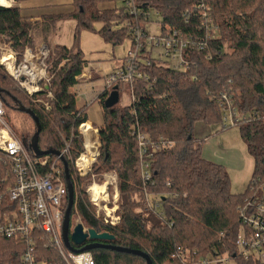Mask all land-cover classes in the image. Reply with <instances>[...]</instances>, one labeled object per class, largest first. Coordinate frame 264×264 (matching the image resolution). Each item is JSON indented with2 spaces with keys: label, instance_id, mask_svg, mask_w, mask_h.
Returning <instances> with one entry per match:
<instances>
[{
  "label": "trees",
  "instance_id": "1",
  "mask_svg": "<svg viewBox=\"0 0 264 264\" xmlns=\"http://www.w3.org/2000/svg\"><path fill=\"white\" fill-rule=\"evenodd\" d=\"M114 1L118 0H73L72 12L48 18L53 25L67 19L77 23L73 44L54 46L47 61H51L49 73L53 78L48 91L30 96L0 65V95L6 109L16 105L20 111L22 105L35 113L41 124L42 152L61 151L65 142H71L74 160L84 151L79 128L85 122L91 125L87 115L89 106L80 108L77 94L70 92L78 85V77L88 64L80 49V33L94 31V25L99 22L103 27L98 34L107 43L116 46L128 40L123 28L128 13L115 5L101 6ZM210 1L219 35L209 50L190 55L195 65L181 72L157 62L150 65L139 62L138 70L143 77L127 83L133 91L134 103L107 109L104 103L113 91L101 92L96 99L102 106L104 124L98 129L100 166H94L91 174L100 176L106 171H117L122 220L117 226L104 225L96 218L95 207L85 192L91 174L79 177L74 164L67 161L75 193L72 217L78 213L88 230L94 229L98 234L108 232L115 237L102 244L140 251L153 264H191L181 258L182 252H191L193 258L230 254L238 264H261L240 257L235 242L241 231L240 211L246 198L252 186L264 180V0ZM137 3L146 9L159 10L165 26L189 35L205 36L200 23L187 21L183 16L184 9L192 4L189 0H137ZM34 27L22 17L20 8L0 7V36L12 42L11 46L20 55L27 46L34 47L31 36ZM45 34L51 45V32ZM127 84L116 85L119 95ZM47 92L53 94V100L48 99ZM225 94L248 115L237 125L254 159V174L244 193H234L230 173L203 157L202 140L198 141L194 134L197 124H221L220 99ZM41 99L49 103L50 112L36 102ZM14 127L13 132L30 151L36 123L33 132ZM134 130L147 136L150 154L147 160L152 176L149 182H144L141 176L140 150ZM162 140L173 143L172 148L158 145ZM147 194L160 204L159 210L145 203ZM71 246L77 250L83 247L72 242ZM24 251L23 242L0 238V264H19ZM91 252L96 264H147L140 256L110 249Z\"/></svg>",
  "mask_w": 264,
  "mask_h": 264
},
{
  "label": "built area",
  "instance_id": "2",
  "mask_svg": "<svg viewBox=\"0 0 264 264\" xmlns=\"http://www.w3.org/2000/svg\"><path fill=\"white\" fill-rule=\"evenodd\" d=\"M192 4L186 7L183 16L187 21L200 23L201 29L205 30V36L189 35L179 31L170 25L163 24L159 10L141 7L137 0H118L113 5L123 8L129 15L123 28L129 35L130 48L123 58L122 66L113 70L111 74L104 76L102 92L113 91L118 83H132L143 76L138 70L139 62L150 65L157 62L175 71H187L195 63L190 60V55L211 48V43L218 38L219 30L211 16L213 7L210 0H189ZM15 0H0V7H15ZM153 13L157 19L152 17ZM154 24L159 25V33ZM3 56L0 57V65L18 86L31 96L48 91L52 77L49 73L47 60L50 50L47 46L39 48L27 46L25 52L20 55L11 45H6ZM220 53V52H219ZM210 58V57H209ZM88 78L86 73L78 77L79 81ZM132 91V90H131ZM48 99L53 100V94L47 92ZM51 111L48 102L36 101ZM221 125L223 129L237 126L248 118L240 111L230 95L225 94L220 99ZM134 103L133 91L132 101ZM134 112V111H133ZM7 109L0 95V238L19 240L24 243L25 251L19 264H96L93 253L72 252L64 244L62 236L63 220L69 203V193L65 179V168L62 162L70 161L74 164L79 177H85L92 171V166L100 156V134L98 128L92 123L91 127L98 134L97 155L86 172H82L77 164L84 151L77 159L71 156V142H65V146L57 156H43L37 158L33 151L25 147L22 140L13 132L7 123ZM88 122V121H87ZM138 148L140 150L141 176L149 182L152 178L149 148L147 136L138 132ZM161 147L172 148L173 143L160 142ZM157 145V146H158ZM105 192L99 193V200L94 201V192L87 189L90 202L96 207V218L107 226H117L121 218L116 216L118 206H115L118 197V178L106 176ZM109 187L115 191L113 196L114 208L107 206L110 194ZM145 203L152 209L159 210L160 204H150L151 196L146 195ZM104 203V207L102 206ZM103 210V212H102ZM113 212V213H112ZM102 215V216H101ZM241 231L235 242L237 253L245 259L264 264V180L252 186L251 192L246 198V204L240 211ZM88 229L85 228V231ZM54 251L55 254H51ZM181 258L186 262L195 264L196 260L191 252H182ZM205 258V257H204ZM233 260L230 254L221 255L211 260L205 259V264L226 263ZM200 260L198 259V263Z\"/></svg>",
  "mask_w": 264,
  "mask_h": 264
},
{
  "label": "crops",
  "instance_id": "3",
  "mask_svg": "<svg viewBox=\"0 0 264 264\" xmlns=\"http://www.w3.org/2000/svg\"><path fill=\"white\" fill-rule=\"evenodd\" d=\"M72 1L73 0H16L14 6L21 9L22 17L26 21L32 22L35 27H40L41 32L44 30V28L50 26L52 27L53 33L51 32L50 43L53 39V44H51V48L57 45L68 47L74 42L73 34L77 24L76 21L72 19L61 20L55 26L51 23V21H49L48 18L53 17V15H66L67 13L72 12ZM101 6L110 8L114 5L113 3H110L101 4ZM64 29H66L65 35H68V33L72 34L71 37H66L65 41ZM45 30L47 31V29ZM129 48L130 44L126 52L129 50ZM126 52L123 57H125ZM88 68H91V64ZM117 68L118 67H115L113 70ZM88 72H90L89 77L84 78V80L81 82L79 81L78 85L70 89V92L74 94L80 93L82 97L85 96L84 103L79 107L83 108L85 104L89 106L87 112L88 121H90L95 127L99 129L104 124V120L102 106L98 104L96 99L103 90L105 77H101L99 75V73L102 72V68L99 67L96 70L91 68V71ZM84 82H88L87 84H92L93 90L91 92L84 91L82 94L81 88H79L77 91H74V88L82 87ZM94 85L96 87H94ZM194 131L195 138L198 141L202 140L201 148L203 157L212 163L222 165L227 171H229L228 173H230L231 177L232 191L234 193H244L248 188L247 186L251 179L248 181V178H242L243 168L240 170L238 168H234L232 165V159L239 160L238 158H243L244 161V155L246 154V144L242 145V143L237 141L235 137L232 138L231 135H228L226 132L228 130L223 129L221 124H214L213 126H210L200 123L195 126Z\"/></svg>",
  "mask_w": 264,
  "mask_h": 264
},
{
  "label": "rangeland",
  "instance_id": "4",
  "mask_svg": "<svg viewBox=\"0 0 264 264\" xmlns=\"http://www.w3.org/2000/svg\"><path fill=\"white\" fill-rule=\"evenodd\" d=\"M72 3H73V1H72ZM73 10H74V8H73ZM152 17L154 19H157L154 13H153ZM58 22H60V21H58ZM30 23L33 25L32 22H30ZM56 24H55V26H56ZM72 26H73V24H72ZM102 27H103V25L101 23L97 22L94 25V28H93L94 31L82 30V32L80 33V35H81V37H80V49H82V51L84 52L85 60L87 62H89L87 64V67L84 70V72L87 71L86 74H87L88 77L90 75V72H88V71H91V68H94V70L98 69V67L102 68V72H100L99 75L101 77H104V76H107V75L111 74L113 68L122 66V63H123L122 59L124 58L123 56H124L128 46L130 44L129 39L128 40L126 39V41H124V43H122L121 45H116V46H112V44L107 43L102 38V36L100 34H98V31ZM34 28H35V30L31 34L32 39H33L34 47H31V48H33V49L39 48L41 45L47 46L48 49L50 50V55H49V57H50L54 47L51 48V45H49L48 42H47V38H45V36H42V34L43 35L45 34V32H46L45 29H47V32H52V27L50 26V27L44 28V30H42V32L40 31V27L36 26ZM153 28H156L157 32L159 33V29H160L159 25H157V24L155 25L154 24ZM65 34H66V29H64V37H65L64 41L66 40V37H68V36L71 37V35H72V34H69V33H68V35H65ZM11 44H12V42H10V43L7 42V38H4V37L0 36V57H2L3 54H4V52L1 50V48L5 49L6 45H11ZM51 44H53V39L51 41ZM230 50L227 48V51L230 52ZM50 63H51V61L49 63H47L48 66H49V71L52 68ZM90 64H91V68H88V67H90ZM87 83L88 82H84L82 87L74 88V91H77V90H79V88H81L82 94L84 93V91L91 92L93 90V86H92V84H87ZM94 87H96V86L94 85ZM120 91H121V93H120V101L116 105L118 107L122 108V107H125V106H128L129 104H131L132 91L130 90V87H129L128 84L124 88H122ZM77 94H78V96H77V98H78L77 99V105L80 106V105H82L84 103L85 96L82 97L80 95V93H77ZM19 97L22 99L21 96H19ZM43 101L47 102L44 99H43ZM23 102H24V104L26 106L28 105V103L26 101H23ZM42 107H43V105H42ZM7 122L12 127L14 125L15 126L14 128H16V130H18V129L21 130V131L23 130L24 132L27 133L28 131L33 132V128H34V130L36 131L35 123L32 121L31 117L28 114L26 115L24 113H21L17 109L16 105H14V106L9 105L8 106V109H7ZM225 130H228L226 132L228 133V135H231L232 138L235 137L237 141L242 143V145L245 144L243 142L242 138H241V132H240V130H239V128L237 126L229 127V129H225ZM244 158H245L244 161H243V158H238L239 160L232 159V165L234 166V168H238L239 170L241 168H243L242 178L246 177V178H248V181H249V179H251L253 174H254V172H253L254 171V159L249 155V153L247 151V146H246V154L244 155ZM97 161H98V159H97ZM97 161L92 166V171H93L94 166H96V167L100 166V164L97 163ZM92 171H91V173H92ZM91 173H89V174H91ZM107 175L108 176H116L118 178V185L117 186H118V191H119V197H118V200H117V202L115 204L114 201H113V196H114L115 191L113 190V188L109 187L108 192L110 194V198H109V201H107V206H109V208H111V209L114 208V204H115V206H118L116 216H119L121 218L120 206H119V204H120V196H121V191L119 190L120 178L118 177L117 171H106V172H103L100 176L96 175V174L95 175L91 174V177H90L91 181H90L89 184H87L85 192L87 194L88 199L90 200V196L87 193V189L89 187H91L92 185H94V184H97V185L104 184L106 182V180H107V177H106ZM151 199H152V197H151ZM154 202H157V201L150 200V204L154 205ZM103 205H104V203H102V206ZM95 211H96V207H95ZM102 212H103V210H102ZM70 222H71V233L73 232L74 227L77 224H80V223L83 224V222L81 221L78 213L74 214V216L71 218ZM198 259L200 260L199 264H205V259L211 260V257L208 255L205 258H200V257L199 258H195L194 259V260H196L195 264L198 263ZM190 261H192V260H190ZM211 264H217V263H211ZM219 264H238V262H237V260L233 259V260L228 261L226 263H219Z\"/></svg>",
  "mask_w": 264,
  "mask_h": 264
},
{
  "label": "water",
  "instance_id": "5",
  "mask_svg": "<svg viewBox=\"0 0 264 264\" xmlns=\"http://www.w3.org/2000/svg\"><path fill=\"white\" fill-rule=\"evenodd\" d=\"M1 92V90H0ZM120 99L119 91L117 86L113 88L112 94L109 96V98L105 101L104 106L107 109H112L113 107L118 104ZM19 109L23 113H28L33 121L36 123L37 126V132L34 135V138L30 144V149L31 151L34 152L37 158H42L43 156H57L59 155V151L55 150H49V151H40L39 149V138H40V132H41V124L35 115V113L30 110L24 108L22 105H19ZM62 162L64 164L65 168V179L67 182V187H68V193H69V203H68V208L66 210L64 220H63V227H62V236L64 239V244L66 248L72 252H89L95 249H110L115 252H122L126 253L129 255H136L144 258L147 262V264H153L149 258L148 255L143 254L140 251L137 250H130L126 248H121V247H114L106 244H102L101 242L103 241H113L115 237L113 235H110L108 232H103V234H98L94 229H89L85 231V227L82 223L77 224L74 227L73 232L71 233V218H72V213L74 211V203H75V193H74V186L72 184L71 178H70V173H69V164L62 159ZM71 242L74 245L77 246H83L81 249H74L71 246ZM89 242V243H88Z\"/></svg>",
  "mask_w": 264,
  "mask_h": 264
},
{
  "label": "bare ground",
  "instance_id": "6",
  "mask_svg": "<svg viewBox=\"0 0 264 264\" xmlns=\"http://www.w3.org/2000/svg\"><path fill=\"white\" fill-rule=\"evenodd\" d=\"M82 133L85 136V148L87 149V153L80 157L77 161V164L82 172H86L88 167L92 164L91 162L97 155V148L99 146L98 143V134L96 130H94L90 124H86L82 128ZM106 185H94L90 191L94 192V201H98L99 193L105 192Z\"/></svg>",
  "mask_w": 264,
  "mask_h": 264
}]
</instances>
